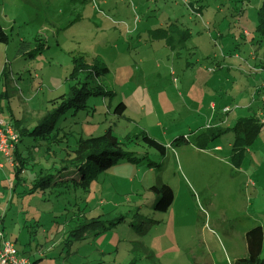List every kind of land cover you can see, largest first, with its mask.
<instances>
[{"label":"rangeland","instance_id":"1","mask_svg":"<svg viewBox=\"0 0 264 264\" xmlns=\"http://www.w3.org/2000/svg\"><path fill=\"white\" fill-rule=\"evenodd\" d=\"M261 2L0 0L8 35L0 42V115L19 130L68 93L74 56L108 69L86 109L59 119L55 141L23 137L11 159L0 154V227L17 252L38 264H234L246 255L245 231L264 224V127L235 143L218 121L225 106L229 118L256 116L232 107L255 78L253 62L264 59L255 31ZM107 128L132 162L96 173L86 187L33 189L39 176L56 180L78 137ZM207 129L220 134L200 149L196 135ZM144 135L166 147L163 156ZM180 136L188 142L170 147ZM234 143L248 150L240 161ZM159 181L174 196L164 212L150 206L149 187Z\"/></svg>","mask_w":264,"mask_h":264},{"label":"trees","instance_id":"2","mask_svg":"<svg viewBox=\"0 0 264 264\" xmlns=\"http://www.w3.org/2000/svg\"><path fill=\"white\" fill-rule=\"evenodd\" d=\"M255 31L260 36V39L256 41L261 42V37L264 39V0H262L261 5L257 9V25ZM7 41L8 35L0 25V42L6 43ZM107 72V67L98 58L94 59L92 63H88L83 56H74L69 77L76 83L74 82L73 85H70L67 94H63L59 97L58 104L52 106L51 110L45 113L40 121L30 129L25 127L19 130V122L17 120L13 122L15 127H13L9 121L13 129L19 132L18 142H20L23 137H30L39 142H48V140H50L49 142L55 141L58 135L57 132L60 129V127L57 126L59 119L68 114V112L74 115L78 111L86 109V100L88 97L101 93V85L97 80L98 77ZM124 108V103L120 102L117 104L114 111L120 115L124 111ZM261 127L264 126L261 124L260 120L256 116H250L237 118L234 125L228 129L232 130L235 143L236 140H241L248 144ZM219 134L220 131L217 129H207L205 133L196 135L197 140L195 141V145L200 149H204L208 146L210 141ZM143 139L149 146L157 148L160 155H164L166 149L164 145L147 135H144ZM39 142H37V145H35V143L27 147H37L39 146ZM182 142H188V138L186 136L177 137L170 142L169 146L173 147ZM235 143L232 144L231 147L232 156L236 155L238 161H240L247 148L237 150ZM15 149H17V145ZM71 152L73 155L63 159V163L59 165L57 171L60 174L57 175L56 180H53L50 174L49 176H39L32 182L33 189L54 187L67 181H72L74 184L86 187L88 180L94 178L96 173L112 168L122 159L127 162H132L134 160L130 152H125L123 150L122 143L113 134L111 128H107L103 133L98 135L78 137ZM149 190L156 195L150 203L151 208L163 212L166 211L171 205L174 197L171 187L165 182L159 181L150 186ZM81 231L75 233L73 236L79 237ZM244 237L247 249L246 255L238 258L234 264H264V258L260 257L263 247L264 228L261 225H256L246 230ZM31 261L34 264H38L40 258ZM130 264H132V262H130Z\"/></svg>","mask_w":264,"mask_h":264},{"label":"crops","instance_id":"3","mask_svg":"<svg viewBox=\"0 0 264 264\" xmlns=\"http://www.w3.org/2000/svg\"><path fill=\"white\" fill-rule=\"evenodd\" d=\"M245 32L246 31L244 30V33ZM258 61H260L261 63L259 62V64H258ZM253 63L255 66H254V70H253L254 73L252 72V74L255 75V78H253L251 80V83L248 84V87H249L248 91H245V88H244V90L242 89L241 91H237L235 93V97L233 100V102L235 103L234 104L235 108L234 107H232V108L234 110L237 109V111L242 110V109H247L249 112H244V113L250 114V111H251V113L256 115V117L259 119V117L264 116V59L259 58L258 60L254 61ZM259 69H262V70H259ZM257 74H260V75H257ZM262 74H263V76H262ZM235 100H236V102H235ZM211 107L214 108V105L211 104ZM225 107H227V106H225ZM222 109H221V114L223 113ZM234 110H232V114L235 115V113H233ZM223 114H224L223 118H221L219 116V121H218L219 124L218 125L227 124L230 127V125L232 123L230 122L231 117L230 118L228 117L229 111L226 113H223ZM231 119H233V122L236 120L235 117L231 118ZM214 148H216V150H219L220 146L217 144V145H215ZM18 151H19V149H18ZM246 151H248V150L245 149L244 153H246ZM12 154H13V152H12ZM231 155H232V151H231ZM247 180H248V182H250V177L247 176L246 181ZM258 223L259 224H257V225H261L264 228V224L262 221L258 220ZM263 246H264V238H263ZM16 249H17V247H16ZM262 249H263V247H262ZM18 253L20 255H22V252L18 251Z\"/></svg>","mask_w":264,"mask_h":264},{"label":"built area","instance_id":"4","mask_svg":"<svg viewBox=\"0 0 264 264\" xmlns=\"http://www.w3.org/2000/svg\"><path fill=\"white\" fill-rule=\"evenodd\" d=\"M262 70V69H259ZM229 107L222 109L223 113L228 112ZM264 126V116L260 120ZM19 136L18 133L10 125L9 121L5 120L0 115V154L4 157L11 159L12 152L16 148ZM12 166V164L10 163ZM2 164L0 163V168ZM0 264H34L29 258L20 255L17 252L13 241L8 240L5 237L0 227Z\"/></svg>","mask_w":264,"mask_h":264}]
</instances>
